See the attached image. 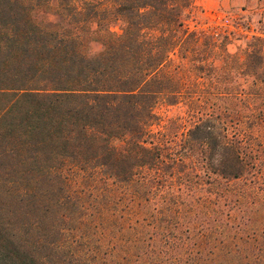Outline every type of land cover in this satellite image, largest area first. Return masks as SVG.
Wrapping results in <instances>:
<instances>
[{"label":"trees","instance_id":"obj_1","mask_svg":"<svg viewBox=\"0 0 264 264\" xmlns=\"http://www.w3.org/2000/svg\"><path fill=\"white\" fill-rule=\"evenodd\" d=\"M196 11L0 0V264H264V38Z\"/></svg>","mask_w":264,"mask_h":264},{"label":"rangeland","instance_id":"obj_2","mask_svg":"<svg viewBox=\"0 0 264 264\" xmlns=\"http://www.w3.org/2000/svg\"><path fill=\"white\" fill-rule=\"evenodd\" d=\"M197 8L195 19L189 21L190 26L212 27L222 25L232 31V39L228 44L230 52L245 47L247 37L252 34L264 38V0H194ZM52 19L54 17H51ZM121 23L114 22L111 29L120 32ZM160 117L155 130L162 129L170 118L186 114L182 104H159L156 108Z\"/></svg>","mask_w":264,"mask_h":264},{"label":"clouds","instance_id":"obj_3","mask_svg":"<svg viewBox=\"0 0 264 264\" xmlns=\"http://www.w3.org/2000/svg\"><path fill=\"white\" fill-rule=\"evenodd\" d=\"M105 51L103 44L98 41H91L89 44L88 58H93L100 55Z\"/></svg>","mask_w":264,"mask_h":264}]
</instances>
